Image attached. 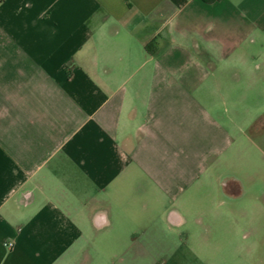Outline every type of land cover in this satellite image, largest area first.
<instances>
[{
	"label": "crops",
	"instance_id": "crops-1",
	"mask_svg": "<svg viewBox=\"0 0 264 264\" xmlns=\"http://www.w3.org/2000/svg\"><path fill=\"white\" fill-rule=\"evenodd\" d=\"M196 224L264 264V0H0V264H135Z\"/></svg>",
	"mask_w": 264,
	"mask_h": 264
},
{
	"label": "rangeland",
	"instance_id": "rangeland-1",
	"mask_svg": "<svg viewBox=\"0 0 264 264\" xmlns=\"http://www.w3.org/2000/svg\"><path fill=\"white\" fill-rule=\"evenodd\" d=\"M197 218V217H196ZM205 219V217H202ZM241 223L240 217L234 218ZM258 217L256 215L248 216L246 223L248 225L256 226ZM233 223H236L233 220ZM207 222V221H206ZM196 223H198L196 219ZM245 223V220H244ZM244 231L242 235L245 233ZM245 233L248 237L241 238V233L232 237V246L224 248L218 245H210L208 234L201 233L196 224V234L192 242L185 245H174L166 247H152V248H137L135 264H244V261H239V257H244V248L240 246L247 242L253 241V233ZM177 235H170L176 237ZM173 256L181 260L168 263L165 258ZM249 264H251L249 262Z\"/></svg>",
	"mask_w": 264,
	"mask_h": 264
},
{
	"label": "trees",
	"instance_id": "trees-1",
	"mask_svg": "<svg viewBox=\"0 0 264 264\" xmlns=\"http://www.w3.org/2000/svg\"><path fill=\"white\" fill-rule=\"evenodd\" d=\"M203 1H205V2H212V1H214V0H203Z\"/></svg>",
	"mask_w": 264,
	"mask_h": 264
},
{
	"label": "built area",
	"instance_id": "built-area-1",
	"mask_svg": "<svg viewBox=\"0 0 264 264\" xmlns=\"http://www.w3.org/2000/svg\"><path fill=\"white\" fill-rule=\"evenodd\" d=\"M12 245V243H8V246H11Z\"/></svg>",
	"mask_w": 264,
	"mask_h": 264
}]
</instances>
